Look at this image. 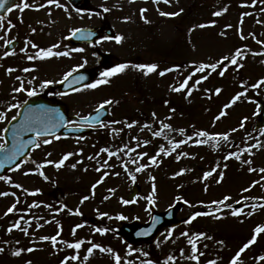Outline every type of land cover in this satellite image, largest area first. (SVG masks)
I'll return each instance as SVG.
<instances>
[{
  "label": "rangeland",
  "instance_id": "rangeland-1",
  "mask_svg": "<svg viewBox=\"0 0 264 264\" xmlns=\"http://www.w3.org/2000/svg\"><path fill=\"white\" fill-rule=\"evenodd\" d=\"M118 3L121 11L117 15L118 28L125 31L121 51L120 47L116 48L118 55H130L139 47L138 42L162 44V64H159L162 67L148 75L143 72L138 82L125 69L111 76L108 83L77 91L64 100L70 111L80 114L111 100L106 105L110 109L109 120L90 135L50 140L21 166L3 176L6 179L0 180V193L7 195H0V249H3L0 264H115L113 254L99 248L88 254L92 244L111 248L121 257V264L145 261L165 264L169 256L173 260L168 264H209V261L230 264L251 240L254 229L264 225V173L260 172L264 168V130L254 128L258 114L256 102L264 99V85L252 87L264 79V0H170V3L162 0L159 6L162 12L179 14L162 16L161 26L157 25L158 9L152 0H118ZM141 9L148 10L142 21L151 23L149 30L141 24L138 28L131 21ZM216 12L221 14L214 15ZM40 42L43 44V40ZM148 49L145 47L142 52L146 58L152 56L146 52ZM237 49L243 54L237 58V64L223 60ZM154 58L155 62H151L157 64L159 57ZM201 63L219 66L214 72L211 69L198 72ZM64 67L65 62L53 56L32 60L28 56L23 59L0 56L3 120L10 119L28 96L14 91L20 80L23 90L26 89L24 72L36 76L38 83L34 86L41 93L43 82L51 81L50 86L65 76ZM9 68L13 71L8 72ZM161 71H165L162 77ZM220 71H224L223 76ZM17 73L23 74L14 79ZM205 75L208 78L201 79ZM185 79L188 84L184 89L172 90ZM241 93L244 94L232 103ZM10 105L18 107L9 109ZM118 119L126 120L118 123ZM162 124L171 128L164 129L159 137L153 136ZM200 130L213 135L228 134V140L197 144L196 140L205 139L195 136ZM122 132L126 136L120 139ZM98 134L106 138L98 141ZM175 143L179 147L173 150ZM161 146L170 154L160 153L157 163L152 164L150 157ZM105 148L109 151H101ZM109 152L115 155L109 156ZM230 152L237 153L239 159L230 157ZM67 153L72 155L57 168L56 163ZM140 165L146 167L137 172ZM250 168L255 171H249ZM208 171L212 175L205 179ZM132 183L139 187V194L132 203L125 204ZM149 196L154 203L149 202ZM225 196L231 197L227 204L242 210L240 215H232V209L223 205L219 206L221 211H216L217 206L211 202ZM176 200L183 202L177 213L180 226L166 229L153 244L131 247L117 236L120 221L145 223L149 205L161 212ZM59 203L65 208L62 214L55 209ZM253 204L255 209L251 208ZM10 207L12 212H8ZM196 212L213 214L185 223ZM121 215L125 219H119ZM17 223L19 227H14ZM77 225L82 226L77 228ZM96 228L107 231L101 234ZM185 232L188 236L182 235ZM200 233L204 236L195 241L198 260H194L188 240ZM45 236H56L57 244L53 246L51 240H42ZM77 241H83L78 250L67 246ZM18 250L20 254L14 255ZM73 255L78 259L72 260ZM261 257H264V233L258 234L255 242L240 253L238 264H264Z\"/></svg>",
  "mask_w": 264,
  "mask_h": 264
},
{
  "label": "flooded vegetation",
  "instance_id": "flooded-vegetation-1",
  "mask_svg": "<svg viewBox=\"0 0 264 264\" xmlns=\"http://www.w3.org/2000/svg\"><path fill=\"white\" fill-rule=\"evenodd\" d=\"M24 2L29 3L30 6L21 12L17 5ZM57 2L62 7H57L56 3L49 4L48 0H16L13 2L12 11H8L5 17L0 20V37H3V39H0V56H13L23 59V57L46 47L52 48L53 52H67L68 55L53 56L56 60L65 62L64 69L66 68V70L63 69L64 74L81 64H83V67L77 69H90L95 75L121 63H127L129 68L135 64H151L150 57L146 59V56L141 54H133L122 59L117 57L118 49L116 48H118V43L114 37L119 35L118 22L115 20V18H118L119 13L118 0H57ZM154 5L158 9L159 20L157 25L161 26L162 15H160V12H162V7L159 6L162 5V0H159V3H154ZM105 8L108 11H105ZM138 13L141 15V10ZM142 20V17H138L137 20L133 19L132 23L137 26H140V24L146 26L149 30L151 23ZM76 29L90 30L95 36L87 35L80 38V40L73 41L71 36ZM105 37H111L112 39H105ZM9 40L11 43L7 42ZM40 40H43V44ZM32 45H36V47ZM76 49H83V51H76ZM158 51L159 64H162L161 46ZM5 53H8V55H5ZM159 67H162V65H159ZM129 72L132 73L136 82L143 75V71L135 68H132ZM18 75H21V73H17L14 79ZM26 76L27 87L25 88L36 90L34 86V83H38L35 80L36 76ZM14 79L11 81L10 87ZM59 81L43 88L42 93L49 98L64 101L69 97L68 95L87 89V87H83L69 94H59L57 91ZM21 82L20 80L15 88H20ZM16 92L22 93V91ZM78 116H82V114ZM138 121H142V119H138ZM116 122L124 121L118 119Z\"/></svg>",
  "mask_w": 264,
  "mask_h": 264
},
{
  "label": "snow or ice",
  "instance_id": "snow-or-ice-1",
  "mask_svg": "<svg viewBox=\"0 0 264 264\" xmlns=\"http://www.w3.org/2000/svg\"><path fill=\"white\" fill-rule=\"evenodd\" d=\"M129 2H132V0H129ZM154 3H159V0H153ZM7 3V0H0V9H3L5 7ZM48 3L49 4H52V3H56V6L57 7H62V5H60L57 0H48ZM164 3H170V0H164ZM29 3L27 2H24V3H20L19 5H17L19 11L23 12L25 9H28L29 8ZM41 7H43V5H41ZM105 11H108L107 8L104 9ZM8 11H12L11 8L8 9ZM146 11V9H141V17L143 18V13ZM182 11V10H181ZM179 13H167V12H160V15L162 16H175V15H178ZM221 13L220 12H216L214 13V15H220ZM245 15H248V13H245ZM3 17H0V20H2ZM147 22V21H146ZM200 27H204V25H200ZM229 27H231L229 25ZM81 30L80 29H76L73 31V35H75L77 32H80ZM241 38H244L243 35L241 36ZM0 39H3V37H0ZM105 39H112L111 37H105ZM115 41L117 43H120L122 40H123V37L120 36V35H116L114 37ZM8 43H11V41H7ZM33 47H36V45H32ZM55 47V46H53ZM23 51V49H22ZM76 51H83V49H76ZM264 54V53H262ZM5 55H8V53H5ZM61 55H68L67 52H53L52 48H48V49H40L38 50L36 53H35V56H28V59L29 60H32V59H35V58H40V59H45V58H49V57H52V56H61ZM242 51L240 49H237L236 52L231 56H225L223 57V60H230L231 64L235 65L238 63V59L237 58H242ZM86 62V61H85ZM222 63V62H221ZM218 63H212V64H204V63H201L198 68L196 69V71L198 72H205L206 69H211V71H216L217 68H218ZM78 67H83V64L77 66V67H74L72 68V70L68 73L65 74L64 76V79L67 80L69 76L72 75L73 72H76L77 71V68ZM129 67V65L127 63H121L119 65H117L116 67L108 70V71H105V72H101L100 73V76H101V79H98L94 84H89L87 85L86 87L88 88H96L98 85H101V84H105V83H108L109 82V78L111 76H114V75H117L119 73H122L123 71H125V69H127ZM133 68L137 69V70H141L144 72L145 75H148L152 72H154L156 69H157V65L156 64H135V65H132ZM171 69H167L165 71H170ZM13 71V69L9 68L8 69V72H11ZM24 71H29V69H24ZM165 71H161L160 72V75L163 76L165 74ZM221 76L224 75V71H220L219 73ZM191 77H189L188 79H190ZM207 75L203 76L201 79H207ZM17 79H19V77H17ZM78 79L82 80L84 79V77H78ZM188 79H185L180 85L179 87L177 88H173L172 90L173 91H180L182 89H184L187 84H188ZM29 83H31V81H29ZM51 83V81H45L43 82L40 87L41 88H46L48 86V84ZM197 83H200V81H197ZM261 85H264V79L260 80L258 82V84L256 85H253L252 87H259ZM23 90V82H21V86L20 88H16L14 89V91H22ZM216 92L219 93L220 92V89H216ZM191 94V92L189 91V95ZM244 93H241L239 95H237L236 97L233 98L232 100V103H235L236 100H238L240 98V95H243ZM27 95L28 96H34L36 95V92L35 90H30L27 92ZM112 101L111 100H106L104 101L103 103H101L99 105V107L96 109L97 113L100 111V109H103L105 107L106 104H111ZM230 105H226L225 107H229ZM14 107H18V105H10L9 106V109L11 108H14ZM31 111V110H30ZM224 113L222 112L221 115H223ZM16 117L14 116L12 119H15ZM219 117H217L218 119ZM5 119V115L3 113H0V120H3ZM93 118L92 117H89V116H84V117H81L80 118V123L81 124H89L90 126V121L92 120ZM96 119L98 120L99 117L97 116ZM35 123V121H31V120H26L25 121V125L27 126V129L28 130H31V125ZM72 123H75V122H72ZM115 123V122H114ZM105 125L104 124H101V127H104ZM129 127H131L132 125H128ZM147 127V125H146ZM241 127H243V123L241 124ZM171 126L168 125V124H162L161 126V130L160 131H155L153 132V136L155 137H159L162 133V131L164 129H170ZM181 133H183V129H180L179 130ZM233 131H235V129H233ZM37 136L39 137L41 135V132L39 130H37ZM16 133H15V130H14V137H15ZM195 136L196 137H201V138H205V139H198L195 141V143L197 144H206V143H209L210 141H216V140H224V141H227L228 140V134H210L208 131L206 130H200V131H197L195 133ZM0 139H2V137H0ZM57 139H59V137H57ZM189 139H192L191 136H189ZM51 141L47 138L43 139V143L44 144H49ZM187 141H180L179 143H186ZM29 143H31V141H29ZM145 143H147V141H145ZM179 143H175L173 144V150H175L176 147H179ZM24 145L22 144L20 147H23ZM37 147H39V144L36 145ZM15 147V146H14ZM5 149V145L3 143H0V150H4ZM101 151H104V152H108L109 150L108 149H102ZM160 153H164L165 155H169L170 152L169 151H166L164 146H161L159 151L157 152L156 155L150 157V160H151V163L152 164H156L157 163V156L160 154ZM72 155V153H67L65 154L59 162L56 163V167L59 168L61 167L64 162L66 160H68V158ZM112 155H115V153H112V152H109V156H112ZM143 155H147V153H144ZM16 156V151H13L9 154H7L5 156V160H8V161H11L15 158ZM229 156L230 157H236L237 159H239V156L237 153L235 152H230L229 153ZM89 159H93V157H89ZM46 163H52L51 161H46ZM247 163H251L250 161H247ZM3 164V161H0V166H2ZM39 167H43V165H39ZM73 168L76 167L75 164L72 165ZM146 167L145 165H140L137 167L136 171L139 172V171H142L143 168ZM99 170V169H97ZM183 171V170H182ZM249 171H255V169H252L250 168ZM260 172L261 173H264V168H261L260 169ZM177 174H180V173H177ZM212 175V172L211 171H208L204 174V178L206 179L208 176H211ZM222 176V174H221ZM0 179H6L4 177H0ZM132 179H135V177H132ZM154 179V178H153ZM219 182V181H218ZM16 187H20V185H16ZM93 188H95V185H93ZM249 189H245L244 191H248ZM0 195H7V193H0ZM153 195H155V186H153ZM83 199H88V197H84ZM231 197L230 196H225L222 200H219V201H212V205H215L217 206L216 207V211H221L222 209L219 207L220 205H223L224 207H227L229 209H232V215L236 216V215H240V212L242 211L241 209H234L232 208V205L230 204H227L226 202L228 200H230ZM148 200L150 203H154L153 199H152V196H149L148 197ZM83 202V200L81 201ZM125 204L129 203V201H124ZM185 203H187V201H185ZM237 203H239V201H237ZM14 207V206H13ZM13 207H10L8 209V212H12L13 211ZM262 207H264V205H262ZM251 208L252 209H255L256 208V205L253 204L251 205ZM77 214H79L78 210H77ZM213 213L211 212H208V213H201V212H196L194 213L188 220L185 221V223H191L192 220H195L198 216H201V215H212ZM119 219L123 220L125 219L124 216H119L118 217ZM219 218V217H217ZM82 225H77L76 227H81ZM14 227H19V223H17L16 225H14ZM12 229L9 228V231H11ZM23 231L27 234V229H23ZM96 232H100L101 234H103L104 232L107 231V229H104V228H96L95 229ZM260 233H264V225H258L255 229H254V235L252 236L251 240L244 245L243 248H241L239 250V252H237L236 256L232 258L230 264H238V261H239V257H240V253H242L246 248L249 247V245L253 242H255V239H256V236ZM73 234H75V229L73 230ZM182 235H185V236H188V233L185 232V233H182ZM169 236H171V232H169ZM204 234L203 233H200V234H197L195 237H190L189 240H188V243L192 245V251H193V255H192V259L194 260H198V257L196 255V240L200 239L201 237H203ZM207 238H210V237H207ZM42 240H51L53 246H55L57 244V237L56 236H52V237H41ZM83 243V241H77L75 243H68L67 246L69 248H73V249H79L81 247V244ZM91 243V242H89ZM222 243V242H220ZM94 248H99L101 252H108L110 254H113V257H114V260H115V264H121V257L118 255V254H114L113 253V250L111 248H103L101 247L100 245H97V244H92V247L88 248L87 252L88 254H91L93 249ZM0 251H3V249H0ZM27 251H33V249H27ZM14 255H19L20 254V251H15L13 253ZM143 255H147V253H142ZM72 260H76L78 259V256H75L73 255L71 257ZM85 259H87V257H85ZM261 259H264V257H261ZM173 260V257L172 256H169L167 258V260L165 261V264H168V261H172ZM30 264V262H29ZM144 264H152L151 261H145ZM209 264H215V261H209Z\"/></svg>",
  "mask_w": 264,
  "mask_h": 264
},
{
  "label": "water",
  "instance_id": "water-1",
  "mask_svg": "<svg viewBox=\"0 0 264 264\" xmlns=\"http://www.w3.org/2000/svg\"><path fill=\"white\" fill-rule=\"evenodd\" d=\"M84 77L80 80L78 77ZM90 81L89 73H77L70 76L67 80L59 85L62 90H72ZM261 107L259 122L256 125V129L264 127V101L259 103ZM59 109L64 112V108L59 106ZM31 110V111H30ZM36 111H42L37 112ZM42 113V114H39ZM39 114V115H38ZM106 112L104 110L99 111L91 115L93 119L90 121L91 125L98 124ZM99 117L97 120L96 117ZM26 120L35 121L31 125V130L27 129L25 125ZM80 122V120H79ZM64 126L62 117L58 113V108L51 105L49 101L34 98L22 107L19 113V117L11 122L6 133V146L4 150H0V161H3L0 166V177L1 175L12 166L18 164L23 160L29 151L34 148L36 141L33 137L37 136V130L41 132V135H50L57 133ZM15 130V137H14ZM63 134L68 133H82L86 132L81 129H65L62 131ZM31 141V143H29ZM23 147H20L21 145ZM15 146V147H14ZM13 151H16V156L13 160H5V156ZM138 189L136 186L132 187L128 201L134 199ZM181 203L177 202L173 207L167 209L162 213H156L151 207L150 219L146 224H141L138 221H134L131 224L121 222V226L118 230V236L122 240L130 245H139L143 243L153 242L158 235L163 231L166 226H177L179 221L176 219V214L181 207Z\"/></svg>",
  "mask_w": 264,
  "mask_h": 264
}]
</instances>
